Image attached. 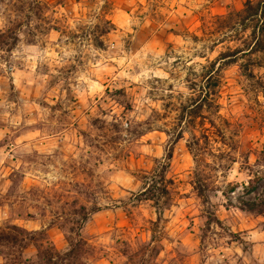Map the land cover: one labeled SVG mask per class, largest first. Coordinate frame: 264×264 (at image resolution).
<instances>
[{
    "label": "clouds",
    "instance_id": "1",
    "mask_svg": "<svg viewBox=\"0 0 264 264\" xmlns=\"http://www.w3.org/2000/svg\"><path fill=\"white\" fill-rule=\"evenodd\" d=\"M0 264H264V0H0Z\"/></svg>",
    "mask_w": 264,
    "mask_h": 264
}]
</instances>
